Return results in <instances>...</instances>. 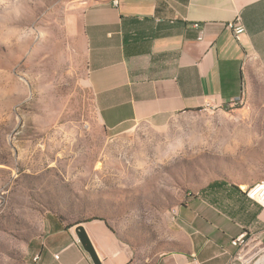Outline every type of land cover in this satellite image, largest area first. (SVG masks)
I'll use <instances>...</instances> for the list:
<instances>
[{
  "label": "rangeland",
  "instance_id": "374dc122",
  "mask_svg": "<svg viewBox=\"0 0 264 264\" xmlns=\"http://www.w3.org/2000/svg\"><path fill=\"white\" fill-rule=\"evenodd\" d=\"M78 1L0 0V264H34L52 221L103 220L134 255L158 256L209 181L264 172V121L231 108L107 132L64 25ZM259 263L264 248L247 246L237 264Z\"/></svg>",
  "mask_w": 264,
  "mask_h": 264
},
{
  "label": "crops",
  "instance_id": "0c3cea01",
  "mask_svg": "<svg viewBox=\"0 0 264 264\" xmlns=\"http://www.w3.org/2000/svg\"><path fill=\"white\" fill-rule=\"evenodd\" d=\"M112 1L79 0L64 22L107 132L206 107L264 121V0ZM231 21L244 28L237 39ZM261 181L264 172L209 181L178 211V248L158 256L134 255L103 220L52 221L34 264H93L74 233L79 224L102 264H237L245 247L264 248V209L244 193ZM240 236L245 243L233 245Z\"/></svg>",
  "mask_w": 264,
  "mask_h": 264
},
{
  "label": "built area",
  "instance_id": "2783aa9c",
  "mask_svg": "<svg viewBox=\"0 0 264 264\" xmlns=\"http://www.w3.org/2000/svg\"><path fill=\"white\" fill-rule=\"evenodd\" d=\"M113 5H117L118 1L113 0L112 1ZM198 24H194L195 28H198ZM228 29L232 32L233 36L237 39L243 32L244 28L243 26L236 21H231L226 24ZM238 101H233L231 104L232 107H235L237 105ZM204 110H210L209 107H206ZM245 195L247 198L255 201L258 203L263 209H264V184H259L256 188L252 189V191H244ZM245 243L244 237L240 236L238 239L235 241H232L233 245H242ZM39 259V254H36L33 257V262L35 263Z\"/></svg>",
  "mask_w": 264,
  "mask_h": 264
},
{
  "label": "water",
  "instance_id": "95a60500",
  "mask_svg": "<svg viewBox=\"0 0 264 264\" xmlns=\"http://www.w3.org/2000/svg\"><path fill=\"white\" fill-rule=\"evenodd\" d=\"M74 233L82 246L83 250L88 254L93 264H102V261L94 249L85 229L82 224L77 225L74 228Z\"/></svg>",
  "mask_w": 264,
  "mask_h": 264
},
{
  "label": "bare ground",
  "instance_id": "6f19581e",
  "mask_svg": "<svg viewBox=\"0 0 264 264\" xmlns=\"http://www.w3.org/2000/svg\"><path fill=\"white\" fill-rule=\"evenodd\" d=\"M259 184H264V181L258 182V183H256V184H254V185H252V186L246 188L245 191H252V189L256 188ZM260 263H261V262H260ZM260 263H259V264H260ZM262 264H263V263H262Z\"/></svg>",
  "mask_w": 264,
  "mask_h": 264
},
{
  "label": "trees",
  "instance_id": "16d2710c",
  "mask_svg": "<svg viewBox=\"0 0 264 264\" xmlns=\"http://www.w3.org/2000/svg\"><path fill=\"white\" fill-rule=\"evenodd\" d=\"M79 223V222H78Z\"/></svg>",
  "mask_w": 264,
  "mask_h": 264
}]
</instances>
